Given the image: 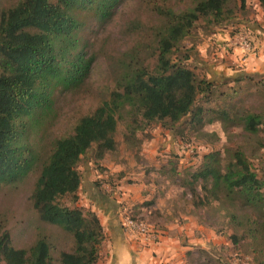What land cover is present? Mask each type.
<instances>
[{"label":"trees","instance_id":"obj_1","mask_svg":"<svg viewBox=\"0 0 264 264\" xmlns=\"http://www.w3.org/2000/svg\"><path fill=\"white\" fill-rule=\"evenodd\" d=\"M123 0H20L0 8V184H13L37 166L30 136L37 127L36 111L51 106L56 87L74 89L89 74L94 58L79 44L83 27L79 14L90 10L105 22ZM154 3L158 21L149 28L148 41L125 51L116 67L114 89L89 114L78 118L68 135L50 142L39 163L30 195L40 222L58 226L69 234L68 248H58L46 233L38 232L27 247H15L10 234L0 225V264H97L104 239L102 225L94 211L69 207L59 199L69 195L76 201L81 176L77 164L81 155L95 145V157L116 147L118 121L133 134L152 122L172 128L187 117L201 125L203 106H195L199 94L207 95L213 81L199 78L195 71L172 55L199 19L220 23L235 17L245 0H186L184 7ZM264 6V0H258ZM154 57L153 66L148 59ZM184 55V58H187ZM239 78L236 79L238 81ZM221 115L228 118L223 109ZM242 128L256 134L264 127V111L240 116ZM222 165L220 155H203L200 167L183 179L194 208L213 201L239 200L242 216L231 212L243 234L230 235L236 244L250 236L258 246L264 241V179L251 168L238 148ZM258 264H264L258 260Z\"/></svg>","mask_w":264,"mask_h":264},{"label":"rangeland","instance_id":"obj_2","mask_svg":"<svg viewBox=\"0 0 264 264\" xmlns=\"http://www.w3.org/2000/svg\"><path fill=\"white\" fill-rule=\"evenodd\" d=\"M18 1L0 0V8L13 6ZM162 1L123 0L105 22L99 21L90 10L79 14L83 23L78 32L79 44L94 58L89 74L74 89L56 87L51 106L35 112L37 127L31 133L30 148L38 159L37 166L20 181L0 184V225L9 232L15 247L29 246L41 232L53 239L58 248H68L69 234L58 226L40 222L32 208L30 195L40 171L39 163L47 155L52 140L70 134L80 116L89 114L108 98L115 86L120 57L132 45L148 41L149 28L158 21L152 6ZM184 1L166 0L165 3L174 4L178 9L184 7ZM232 5L238 8L239 0H234ZM251 9V5L248 8L245 4L243 9H235L233 19L220 23L199 19L172 55L174 61H182L199 78L214 79L210 92L199 94L195 102V106L205 108L202 124H190L185 117L172 128L152 122L129 134L123 121H118L115 149L96 158L95 145H92L81 155L77 164L81 183L76 201L67 195L60 198L59 203L91 210L85 189L94 185L119 202L121 224L126 212L161 234L170 227L180 232L183 247H187L184 264H258V260L264 261V241L257 246L250 236L239 238L236 244L230 239V235L244 232V227L237 226L230 217L231 212L238 216L244 214L245 207L239 200L213 201L196 209L188 188L182 184L186 173L200 167L204 154L216 152L225 165L238 148L258 177L264 179V127L251 134L242 128L240 119L248 111H264V63L257 70L250 69L248 63L233 61L231 64L232 51L224 44L228 42L224 39L227 35L239 41L244 37L247 30L241 21L251 20ZM249 43L253 47L250 40ZM244 52L247 58V53L253 54L254 49ZM154 62V57L148 59L149 66ZM226 63L228 71L220 67ZM223 109L228 112V118L221 115ZM187 143L192 150L184 146ZM141 183L145 186L140 187ZM181 227L182 231H178ZM125 230L131 235L127 228ZM102 246L103 241L100 254Z\"/></svg>","mask_w":264,"mask_h":264},{"label":"crops","instance_id":"obj_3","mask_svg":"<svg viewBox=\"0 0 264 264\" xmlns=\"http://www.w3.org/2000/svg\"><path fill=\"white\" fill-rule=\"evenodd\" d=\"M245 4L248 8L251 5L253 11L250 14L251 20L241 21L247 30H243L246 32L243 33L252 42L254 53H247L248 57L245 58L241 40L230 35L224 38L228 41L224 44L232 51L229 56L231 64L248 63L251 65L250 69L257 70L264 63V6H261L258 0H252L251 3L245 0ZM220 67L227 71L230 69L228 63ZM141 186L145 184L141 183ZM85 190V193L89 194L87 200L91 203V210L96 212L103 226V250L98 264H184L183 258L187 247H183L185 245L182 243L183 235L180 232L170 227L169 230L163 231L158 242L146 243L127 233L120 222L119 202L109 193L99 190L94 185L87 186ZM89 190L91 193H88ZM180 230L182 231V227L178 231Z\"/></svg>","mask_w":264,"mask_h":264},{"label":"built area","instance_id":"obj_4","mask_svg":"<svg viewBox=\"0 0 264 264\" xmlns=\"http://www.w3.org/2000/svg\"><path fill=\"white\" fill-rule=\"evenodd\" d=\"M245 35L246 34H244V37L240 39L241 45L243 51H250L252 46ZM184 146L187 149H191V145L189 143ZM122 226L127 228L132 236L138 237L146 243H156L160 240L161 232L158 229L153 226L151 227L141 220L133 218L129 213L125 212V216L122 220Z\"/></svg>","mask_w":264,"mask_h":264}]
</instances>
